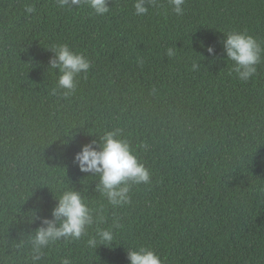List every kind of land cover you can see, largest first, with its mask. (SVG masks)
Returning a JSON list of instances; mask_svg holds the SVG:
<instances>
[{"label": "trees", "instance_id": "16d2710c", "mask_svg": "<svg viewBox=\"0 0 264 264\" xmlns=\"http://www.w3.org/2000/svg\"><path fill=\"white\" fill-rule=\"evenodd\" d=\"M135 2L109 0L97 16L57 0H0V264H29L30 236L72 187L105 223L58 242L45 264H130L139 247L164 264H264V59L241 82L223 47L230 32L264 47V0H185L183 15L158 0L143 16ZM61 44L91 62L67 98L50 68ZM117 130L151 182L113 208L74 157ZM97 227L112 229L111 246L88 247Z\"/></svg>", "mask_w": 264, "mask_h": 264}, {"label": "clouds", "instance_id": "9594fccd", "mask_svg": "<svg viewBox=\"0 0 264 264\" xmlns=\"http://www.w3.org/2000/svg\"><path fill=\"white\" fill-rule=\"evenodd\" d=\"M108 3L109 0H57V6L60 8L72 9L86 5L97 16L110 11ZM169 3L177 15H183L185 0H169ZM148 5L157 7L158 0H136L135 14L146 15L149 11ZM25 11L27 14H33L36 9L32 5H25ZM223 47L227 59L233 62L232 71L241 82H247L252 78L257 72V65L264 59V47L246 32L227 33ZM51 49L55 56L50 60V68L59 70L57 85L65 90L64 96L67 98L75 94L78 86L77 77L82 73L86 76L91 68V62L82 53L72 51L67 44L55 45ZM207 51L215 55L214 47L209 46ZM167 55L174 56V49L169 48ZM198 68L199 65L193 63L192 70L196 71ZM51 91L53 95L56 94V88ZM141 147L148 149L146 143ZM74 163L81 172L99 177L96 191L105 197L113 208L131 203L129 193L132 185L151 182L150 171L134 154L127 139L119 136V130L104 132L98 147L95 140L84 145L75 154ZM56 199L58 203L52 210V218H44L42 225L30 236L28 241L30 250L27 253L29 264H45V258L58 242L63 241L67 244L78 241L87 236L89 229L94 225L105 223L104 215L97 214V208L90 207L86 198L74 187L62 191ZM114 226L120 227L118 221L114 222ZM114 241L112 229L97 227L95 236L87 240V245L96 249L100 245L111 246ZM18 247H24L23 243ZM128 259L130 264H164L154 250L146 247L128 250ZM59 260L60 264H73L69 257H60Z\"/></svg>", "mask_w": 264, "mask_h": 264}]
</instances>
